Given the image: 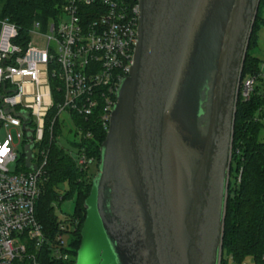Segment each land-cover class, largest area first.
Returning a JSON list of instances; mask_svg holds the SVG:
<instances>
[{"label": "water", "instance_id": "water-1", "mask_svg": "<svg viewBox=\"0 0 264 264\" xmlns=\"http://www.w3.org/2000/svg\"><path fill=\"white\" fill-rule=\"evenodd\" d=\"M134 1L138 43L75 264L90 212L110 264H221L237 91L260 0ZM25 132V167L36 170Z\"/></svg>", "mask_w": 264, "mask_h": 264}, {"label": "built area", "instance_id": "built-area-1", "mask_svg": "<svg viewBox=\"0 0 264 264\" xmlns=\"http://www.w3.org/2000/svg\"><path fill=\"white\" fill-rule=\"evenodd\" d=\"M138 26L139 7L131 0H65L58 21L47 27L50 34H38L45 44L40 48L32 36L43 28L41 23L26 39L15 24L0 20V264L74 259L69 240L77 222L67 217L50 236L36 217L54 131L60 118L81 128L73 116L88 120L97 111L101 126L109 128L117 90L133 63ZM260 77L264 79V68ZM256 84L257 77H240L237 101L239 95L249 100ZM11 128L19 129L23 149L29 143L25 128L32 131L36 170L21 167L24 150L19 157ZM75 159L83 170L95 164L85 152Z\"/></svg>", "mask_w": 264, "mask_h": 264}, {"label": "trees", "instance_id": "trees-1", "mask_svg": "<svg viewBox=\"0 0 264 264\" xmlns=\"http://www.w3.org/2000/svg\"><path fill=\"white\" fill-rule=\"evenodd\" d=\"M64 5L65 0H0V20L15 24L21 36L29 39L28 33L35 23H41L43 28L56 23ZM263 8L264 0H260L241 75L242 81L257 77V84L249 100L239 95L237 101L221 264H229V261L242 264L246 258L254 264H264V79L260 77L261 61L253 53L258 32L264 24ZM98 114L99 111L88 120L73 116L74 125L81 128H73L75 139L72 143L75 155L85 152L93 157L97 169L100 147L108 130L99 123ZM58 126L54 131L55 142L50 149L36 217L45 232L53 236L61 222L55 216L54 205L75 196L74 214L69 217L77 222L70 243L76 252L71 251L72 261L59 263L75 264L87 216L84 204L96 174L90 167L81 169L74 155L57 144ZM24 159V156L20 159L22 168H25ZM64 183L70 186V191L61 198L58 189Z\"/></svg>", "mask_w": 264, "mask_h": 264}, {"label": "rangeland", "instance_id": "rangeland-1", "mask_svg": "<svg viewBox=\"0 0 264 264\" xmlns=\"http://www.w3.org/2000/svg\"><path fill=\"white\" fill-rule=\"evenodd\" d=\"M263 18H264V8H263ZM36 34L37 35L32 36L33 44L40 48H45V44L43 42L44 39L39 37L38 34L42 36H47L50 34V31L47 28L37 29ZM253 53L261 61L260 67L264 68V24H262L258 32L257 46ZM58 128L59 129L57 133V144L62 146L68 152H71L75 157L76 150L73 148V145H72L75 139L74 131H73V126L70 120H68V117L65 116L64 118H60ZM9 132L13 137V140H14L13 143L18 146L16 151L19 157H21L24 149L18 142L17 135L20 133L19 129L11 128ZM4 134H7V133L5 132ZM34 153H38L37 148L35 149ZM96 166H97L96 164H91L90 166V170L91 172H93V174L94 173L97 174L98 169ZM11 170H13V168H11ZM232 183H233V180H232ZM69 191H70V186L67 183L59 185L58 194L61 198L65 197L67 192ZM75 201H76V198L74 196L71 199H64L62 202L58 201L54 205V213L58 220L65 221L67 217L72 216L74 214L75 205H76ZM89 219L90 220H89V225H88V231H87L86 239L83 245L84 246V256H85L84 264H110L109 257H108V251L105 248V245L100 238L99 226H98V222H97L94 212H90ZM67 240H68V236L65 235L64 242ZM69 243H71V240H69ZM69 250L76 252V249H74L70 245H69ZM229 264H235V263H233L232 261H229ZM242 264H254V263L250 258H246Z\"/></svg>", "mask_w": 264, "mask_h": 264}, {"label": "flooded vegetation", "instance_id": "flooded-vegetation-1", "mask_svg": "<svg viewBox=\"0 0 264 264\" xmlns=\"http://www.w3.org/2000/svg\"><path fill=\"white\" fill-rule=\"evenodd\" d=\"M75 260H76V258H75Z\"/></svg>", "mask_w": 264, "mask_h": 264}]
</instances>
